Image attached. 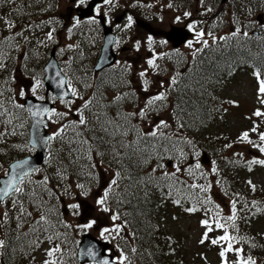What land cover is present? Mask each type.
Masks as SVG:
<instances>
[{
	"label": "trees",
	"instance_id": "1",
	"mask_svg": "<svg viewBox=\"0 0 264 264\" xmlns=\"http://www.w3.org/2000/svg\"><path fill=\"white\" fill-rule=\"evenodd\" d=\"M169 1L176 5V9L180 11L186 10V3L189 1L200 4L201 11L197 19L203 22V17L206 14L204 9L209 0H204L203 5H201L200 0ZM221 1L211 0L213 11L211 23L214 29L215 26L217 28L222 26L221 22H224L217 10L218 5L222 3ZM235 1L242 4L243 7L257 8L264 12V0ZM58 2L59 0H0V21L3 23L2 18L8 21L4 26L0 24V64L4 65L0 67V105H2L0 107V174L6 170L10 161L33 151L28 144L30 116L23 107H17V105H21L19 90L23 86L22 75L30 77L34 73H41L40 67L37 68V71L31 72L28 68L30 62H35L33 61L34 50L37 52L41 50L38 44L41 41V43L46 42L43 40L44 32L41 30L43 27L39 23V20L44 17L40 15L41 13L43 15L49 12L55 13ZM225 4H221L220 9ZM119 5L122 6L120 3ZM129 5L132 13L149 17L147 11L155 12L154 6L157 4H152L150 0H142L141 2L132 0ZM147 5H151V7H147ZM32 21L35 22L32 24ZM9 24L12 25L11 28H9ZM16 33L21 34L16 35ZM231 33L223 36L226 38L224 40L218 38L208 47H202V51L197 53L193 59L195 66H191L195 72L191 70L190 76L185 77L184 75L188 74V70L185 69L182 74L184 77L177 80L174 90L168 91V99L164 102L165 107L149 112L147 119H141L139 116L131 118L130 124L136 125L143 132H149L151 130H145V127L148 124L151 127L152 117L157 116L156 113L162 110L164 112L169 107L170 110L166 111L168 116L166 121L169 128L163 129V131L171 135L173 139L191 140L192 145L183 142L179 144V148L187 153L186 157H181L178 152L170 154L172 162L178 164L182 169L176 174L180 183L175 185L171 194H169L168 188L160 189L153 184L148 187L149 195L145 198L143 184L139 187L129 188L131 181L127 175L119 180V187L114 189V194L119 193L121 189L129 188L126 199L130 203H117V198L113 195L107 206L111 212L120 215L119 220H110L121 225V231L115 239L111 240H114L112 248L119 250L118 255L123 251L126 256L127 259L124 264H203L197 261L200 254H203L204 264H215L207 258L204 251H201L200 254L197 253L195 255L197 258L188 259L182 247L179 246L177 237L167 230L162 206L167 202L173 204V200L176 199L180 200L179 207H196L197 211L208 210L209 213L206 215L208 218H214L213 222L217 219L216 214L218 212L220 223L225 224L229 235L236 238L231 243L233 249H241L239 256L235 251L226 252L224 257L228 256V258L222 259L216 264H237L238 260H245L249 257L255 261V264H264V185L257 184L251 178V184H249L244 176L246 172L252 170V167L249 170L247 162L253 158L264 159V153H260L258 157H251L245 162L240 158L230 157L228 155L229 147H225L232 141L228 139V131H223L225 137L221 138L220 141L219 133L222 131H217L218 129L215 127L216 123L226 120V113L222 111V105L227 96H222L220 85L224 79H228L232 71L242 65L251 66L252 63L259 70L261 78L264 79V38L255 37L248 40L246 36L238 33L232 37ZM50 45L51 43L47 44L45 48L48 49ZM44 53L46 56L47 51L45 50ZM242 59L249 61V63L245 64ZM185 60L188 61L187 58ZM19 69H24L25 72L20 74ZM113 77H119V75L116 74ZM90 82L89 80L86 84L90 85ZM113 84L115 83L111 81L109 76L108 78L106 76L102 77L97 85L96 81H93L88 86L90 87V94L86 99H90L91 104L88 109L83 110L88 124L70 127L60 136L48 142L46 158L38 168L40 171H35L20 184L21 187L25 188L28 195L12 194L11 199H18L23 196L25 207L32 212L33 216H25L22 227L17 228L15 218L17 212L12 207L11 200L6 198L3 203H0V211L7 210L9 212V218L0 222V239L6 241V246L0 248V264H43V262L36 263L35 254L40 246H29V242L35 240L36 236L31 233L27 237L22 235V233L29 232L30 222L33 217H37L35 206L28 203L33 190L37 193V198L42 196L47 201V205L53 209L47 215L55 228L47 233H40V240L42 243H46L47 249L56 244L61 246V252L56 253L54 257L57 264H79L76 258V249L80 235L86 229L78 228V221L68 218L64 203H74L72 200L78 195L86 200L93 198L96 205V197H94L96 193L93 191L96 192L99 176H103L108 173L107 171L112 170L110 182L113 173L121 170V165L113 158L110 145H116L119 150L121 141L127 143L137 138L136 132H129L127 136L116 135L113 137L111 126H108L107 133L101 130L102 126H106V121L114 118L117 123H124L123 120L116 117L117 111L121 113L138 112L135 96L125 98L119 103H113L114 97L118 94L114 92ZM82 86L84 87V85ZM131 92L134 91L128 92L122 89L121 94ZM82 104L83 102L78 108ZM178 104L180 108L185 109V113L179 111ZM68 111L65 109L63 112ZM69 114L72 115L54 118L56 124L54 132L69 121L79 119L77 112L73 113L71 110ZM97 117H99V122ZM180 123H184L185 126L180 128ZM76 132H80L82 135L76 137L74 135ZM236 137L234 141H240ZM81 139L88 140V144L81 146L78 143ZM70 141H75V144L70 143ZM17 145L19 147H16ZM246 145L251 146L250 144ZM74 146L78 151L72 150ZM89 148L91 149L90 152L88 151ZM119 151L124 152L125 149L122 148ZM96 153H103L104 155L100 156ZM201 153H206L212 164L215 162L213 164L216 169L215 172L213 170L205 171L201 165L199 169L195 168ZM168 155L164 154L163 159L153 161L150 165H146L142 161L137 162L135 159L131 161L124 159L122 164L135 179L137 176H145L157 163L166 164ZM190 157L191 159H189ZM144 158L147 159V155ZM93 164L96 165L95 168L92 167ZM189 166H192L193 173L195 171L193 175H189L186 171ZM159 172H161L160 169L156 174ZM58 173L60 174L58 175ZM45 176L49 178L47 185L41 184L38 187V182L42 181ZM77 184H83L84 188L76 187ZM191 184L210 185V187L206 192H202L199 187H188ZM252 185L255 186L254 190ZM214 186L235 201L236 219L234 221L227 220L228 215H223L212 201L210 203L201 202L210 198V190ZM45 188L51 190V196L45 191ZM85 191L88 194L82 195L81 193ZM86 200L84 201L86 202ZM76 213L75 211V215L72 217L76 218ZM256 214L261 215L251 219ZM125 220H127L126 225ZM254 220H257L258 227H255ZM65 225H71V227H65ZM224 231L223 228H216L215 223H213V231L209 233L210 238L208 240L210 247L207 249L215 250L217 247L220 251L227 247L228 241H222L216 245L211 243V239L224 235ZM53 232H58L61 235L50 244L46 237L52 235ZM17 237H19L18 240ZM133 248L136 249V252H132Z\"/></svg>",
	"mask_w": 264,
	"mask_h": 264
},
{
	"label": "rangeland",
	"instance_id": "2",
	"mask_svg": "<svg viewBox=\"0 0 264 264\" xmlns=\"http://www.w3.org/2000/svg\"><path fill=\"white\" fill-rule=\"evenodd\" d=\"M150 1L152 4H157L156 6H154L156 18L153 19L152 21L146 18L144 19L150 22L148 23V26H146L147 27L146 29L151 28L154 30V33L163 34L164 33L163 31L168 32L173 28L171 27V24L180 25L187 18V17H184V15L180 11H175L173 8H169L168 2L167 4H165L164 2H161L160 0H155V1L150 0ZM119 3L124 4V0H119L116 6H114L113 0L111 3L107 4L106 7H110V6L112 8L114 7L113 10L109 12V17L114 18L118 13L121 12V10L119 9H121L122 6L119 5ZM69 4L70 3L68 2V0H59V2L57 3L55 7V11L65 15L67 13L66 8L69 6ZM186 6H187V9H186L187 12H189L190 14L197 13V16H198L201 10L200 4L198 3L196 4L195 2L189 1L188 3H186ZM258 13H260V11L257 8L252 9L246 6L243 7L242 4L236 3L235 0H228L226 4L224 5V8L221 11L222 18L225 21L224 24H222L223 28L220 30H216V31L212 30L213 31L212 34L214 36L226 34L229 32V30L235 31L237 28L240 29L241 33H244V32L249 33L253 31L254 29H258V26H257L258 22L256 20L257 19L256 15ZM177 16L181 17V20L179 22L176 21ZM134 18H136V16H134ZM142 18L143 17H138V19L136 18V20H140ZM209 20L210 18H208L205 22H203L201 26L197 27V30H196V32L204 31L205 35L202 38L208 41L212 39L211 36L207 35V33L211 31L210 28L206 26L207 21ZM263 21H264V15H263ZM126 23L127 22L125 21L123 24L120 25V27L117 29V35H119V38L121 39V41L129 42L126 44L131 45V50L129 52L121 53L119 52L121 48V43L119 44V46L117 47V51L119 52L118 59H120L119 65H124V64L125 66L131 65L128 77L130 81L133 82V86L136 88V92H138L141 89V85L139 81H137L136 74H137V77H140L139 73L141 71H144L147 68L145 65L146 59L148 57L149 58L151 57L152 51L149 52V48H148L147 41H146L147 36H145V33L147 30L140 29L136 25L135 22L133 23L131 28L124 30L125 29L124 25ZM0 24L3 25L1 21H0ZM52 34H53L52 41H51L52 44L49 46L48 49L50 50L52 45L58 43L55 57L59 61L60 65L62 63L64 64L69 63L71 61L72 55H74V58H79L82 55L79 50H81V46L83 44L86 45L85 55L80 57L77 60V63L83 69H85L87 66H91V64L92 65L94 64V61L97 58L99 48L101 45V41H102L99 36L97 37V39H96V36L94 37V39H92L93 34L91 33V31H90L89 37H86V32L82 34L77 33L76 35L71 36L69 34V28L68 27L61 28V24L54 26ZM43 40L46 42L39 43L40 44L39 48H41V50L38 52L35 51L34 58H33V61L35 62H30L29 63L30 65L28 66L30 72L37 71V68L40 67L41 68V78L43 77L42 67L48 58V55L45 56V53H44L45 50L47 51L45 47L47 44H50V39H48V37H45ZM137 40L141 41V47L139 50H137L134 47ZM156 44L157 42L154 41L152 45V49L155 51V53L160 52L159 49H164V52H165V55L163 56H160L157 54V56H160V57L159 59L158 58L156 59V63L159 64L160 66H163L164 64H166V66L168 65L169 67L172 66L173 64L175 65V62H166V60L164 59V57L166 56V52L169 50V48L167 46L158 47V50H157ZM196 44H200V42H198L195 39L193 46L195 47ZM68 45H73V47L69 48ZM62 49L63 51H61ZM178 51L183 53L186 51H191V49L188 47L182 46L180 47ZM141 57H142V62L138 64ZM127 59H129L130 61L132 60V62L128 61ZM119 65H116V66H119ZM88 71L90 72L89 69ZM22 72L23 73L25 72L24 69H19V73L22 74ZM148 72H150V69H148ZM161 74L162 76L156 75L150 78H154V79L163 78L167 75V73L164 71H162ZM144 78H146V76ZM80 79H81L80 77H76V81ZM22 81H23L22 89L24 91L23 96L27 94H33L32 88H33V85L35 84L36 79L31 76L27 77L26 75H22ZM149 84L151 85L152 81ZM40 87L41 86H39V88H36L35 94L33 95H36L37 97L41 98L43 97L44 89L42 90L40 89ZM258 87H259L258 78L248 71H239L232 77L228 78L227 80L224 79L222 81V84L220 85V92L222 96L223 95L227 96V98L224 100L225 103L222 105V111L226 113V120L219 122L218 124L216 123L215 127L218 129L217 131H220V132L222 131L221 133H219L220 141H221V138L225 137V133L223 131L225 132L228 131L227 132L228 139L232 140L229 143L231 147H229L228 149V155L233 158H237V159L240 158L244 162L250 159L251 157H258V155H260L258 148H253L252 146L246 145L248 144L247 142L234 141L238 133L240 135L241 132L249 131V139L253 140L255 143H260L258 133L260 131H264V116L256 117L253 115V112L257 109H259L261 112H264V104L260 103ZM152 91H156V89L154 88ZM142 94H145V93H142ZM82 97L84 98L85 95H83ZM75 99L78 100L79 96L75 97ZM81 100L82 99L80 98V101ZM228 101H235V103L232 104V103H229ZM75 103L76 102L74 100V104ZM74 104H72L71 107H73ZM64 105L65 104H62L59 101L56 103L58 113L61 112V110L64 108ZM159 114L157 116L161 119L166 120L168 117L167 115H165L164 112H161ZM55 117H58V116L53 115V118H52L53 121L49 127V130L51 132H54L56 128V124L54 122ZM253 122H255V125L258 128L257 133H252L250 131V129L253 127ZM145 130H151V129L149 128L148 125H146ZM239 135L236 137V139H238ZM121 149L122 148H119V150ZM202 154L203 153H201L200 156L198 157V163L201 165L203 170L211 171L213 168L212 161L209 160V157L206 161H203ZM189 159H191V157ZM164 165L166 167L164 169H160L161 171L174 172L175 171L174 166L178 164L172 162L170 166H167L166 164ZM251 167H252V170L250 172H246L244 175L246 177L245 180L251 181L250 180L251 178L257 184L264 185V165L252 164ZM107 172L108 173H105L103 176H99V180L96 183V192L93 191V193H96V196H94L96 197V199L99 195H102L101 192H103V187L106 186L107 183H109V179L110 177H112L111 175L112 170H109ZM84 200L86 199L77 195L72 200L74 201V203L72 202L64 203L65 212L68 218L74 221L75 220L78 221V225L86 224L89 220H95L96 223L91 228L86 229V231H90L97 237L103 240L110 241L112 243L114 240L112 241L111 239H115L117 235L115 231H112L110 233H105L103 237L100 234L103 228L107 227L111 229L114 227L115 223L110 221L111 220L110 214L102 211L100 206H98L97 204L95 205L93 198H89V200L87 199L86 202L92 204L93 208L91 211H89L88 213L83 215V217H81V214H82L81 208L83 204L86 203ZM210 200L215 204V206L217 205L219 206L218 209H220L223 215L227 214L229 216L230 214H232L231 212H232L233 200L231 199L230 196L225 194L221 189L216 188L214 186V188L210 190ZM75 203L79 205V208L77 210L71 208V205ZM162 208H164L163 209L164 210L163 219L167 227V230L177 237L178 244L180 247H182L184 254L188 259L193 260V258H197L195 255L197 253L200 254L201 251H204L206 253L207 258L213 261L215 264L218 263V261L220 262L222 259L228 258V256L221 257L219 255L220 251L217 247H215V250L207 249L208 247H210L208 243L210 236L205 241L204 244L199 243V240L205 231V228L204 226L200 224V221L202 219H209L212 224L214 223L213 222L214 218L212 217L208 218V216L206 215V213H209L208 210L203 209L200 211L189 213L184 210L185 208H188V206L182 208V207H179L178 204H175V203L171 204V202L165 203L162 206ZM75 211L77 212L76 218L72 217L75 215ZM260 215L261 214H256L251 219L260 217ZM256 221L257 220H254V223H256L255 227H258L257 226L258 222ZM46 246H47L46 243H42L40 245V248L36 251V254H35L36 259H37L36 263H41V262H44L45 259H48L46 252H45V250L47 249ZM111 252L115 258L119 256L118 249L112 248ZM197 261L199 263L201 262L203 264L205 263L203 254L199 255V258L197 259Z\"/></svg>",
	"mask_w": 264,
	"mask_h": 264
},
{
	"label": "snow or ice",
	"instance_id": "3",
	"mask_svg": "<svg viewBox=\"0 0 264 264\" xmlns=\"http://www.w3.org/2000/svg\"><path fill=\"white\" fill-rule=\"evenodd\" d=\"M80 2L83 3L84 0H80ZM111 2H112V0H104L105 4H109ZM200 3H201V5H203L204 0H200ZM147 7H151V5H147ZM168 7L171 8L172 4L169 3ZM206 11L210 12V11H212V8L209 7L206 9ZM183 15H184V17H188V16H190V13L186 11L183 13ZM180 20H181V17L177 16L176 21L179 22ZM91 22H95V21L93 20ZM79 23H80V21L77 19L75 21L74 26L78 25ZM133 23H134L133 17L131 15H129L127 17V23L124 25V28L125 29L131 28ZM8 26H9V28L12 27L11 24H9ZM117 27L119 28L120 25H117ZM187 27L189 30H192L194 28V23H189L187 25ZM69 32H71V29H69ZM239 32H240V29L237 28L234 32L231 33V36L235 37L237 35V33H239ZM20 34L21 33H16V35H20ZM204 35H205L204 31H197L195 33L196 40L198 42H202V44L205 47H208L209 46L208 40H202L201 41V38ZM207 35L211 36L213 41H215L217 39L212 34V32H210V31L207 33ZM243 35L247 36L248 33L245 32V33H243ZM52 36H53L52 32H49L47 34V37L50 40L52 39ZM5 39H7V38H5ZM219 39L224 40L226 38L221 36V37H219ZM166 42L167 41H164V40L160 41V43H166ZM153 43H154L153 36L148 35L147 36V45H148L149 50L152 51V55L150 58L146 59V64H147L148 68H146L144 71H141L139 73V76L142 78V88L145 92L148 91V87H149V81L147 79H144V77L146 76V73L148 72V69H152L153 71H157L159 68V65L156 63L157 53H155V51L152 49ZM186 46L188 48H192V41L189 40L187 42ZM68 47L71 48V47H73V45H68ZM134 47L137 50H139L141 47V41L137 40ZM61 51H63V49ZM200 51H202L201 48L195 49L193 51V57H195V55L197 53H199ZM177 52H178V50H177ZM159 55L163 56L165 54L161 53ZM117 63H119V62H117ZM3 66H4L3 64H0V67H3ZM130 68H131V65H127L125 70L130 69ZM179 75H180L179 73L173 75L171 77L167 87L165 86L164 82L161 81L160 87H161V89H164V90L159 91L155 95L149 96L147 98V100L145 101L144 106L139 108L138 112L134 111V112L121 113L120 111H117L116 117L123 120L124 123H117L116 119L114 118L112 120L106 121L105 122L106 126H102L101 130L104 131L105 133L108 132V126H111L113 128V131L111 133V135L113 137H115L116 135L127 136L129 134V132H136L137 133V138L135 140H130L127 143H124L123 141L120 142L119 146H120V148L125 149L124 152L119 151L117 149L116 145H114V144L110 145L112 148L113 158L116 159L117 163L121 165V170L115 171L113 173V178L110 180L109 183H107L106 186L103 187L102 195L98 196V198L96 199V204L101 207L102 211H104L106 213H110V218L112 221H117L120 219V215L118 213L111 212V209L107 206L108 201L110 200V198H113V195H115V197L117 198V203H126V202L130 203V201H128L126 199V194H129V188L139 187L141 184H143L144 185L143 194H144V197L146 198L149 195V192L147 189L150 185L155 184V186L157 188H160V189H163L166 187L169 189V194H171V191L173 190L175 185L177 183H180V181L176 175L177 173L182 171V169L179 165L174 166L175 167L174 172L161 171V172H159V174H156V173H158L159 169H164L166 167L162 163H157L156 166L152 167L150 169V171L145 176H143V177L137 176L135 179H133L132 174L128 173L127 169L122 164V161L124 159H128L129 161L135 159L137 162L142 161L144 164L150 165L153 161L163 159L164 154H169L168 159L169 160L172 159V156L170 154L173 152H178L181 157L187 156V153H185L182 148H179V144L181 142H183V143H187L188 145H192V141L186 140L183 138L173 139V137L171 135L165 133L163 131V129L169 128V124L166 120H163V119L159 120L158 123H156L152 126V130L149 132H143L142 130H139L136 125L130 124L131 118H133V117L139 116L141 119H147L149 112L156 111L158 108L165 107L164 102L168 99V91L174 90V86L177 84V78ZM254 75H256L258 80H259L258 94L260 97V103L264 104V79L260 78L259 72L254 73ZM64 83H65V81H63V80L60 81L61 86ZM68 83H69L68 91L64 92L59 98H60V102L63 104H66L69 107V111H71V105L74 103V101L65 100L64 97L68 96L69 94H71V96H73V97H78L79 93L77 92V89L75 87L71 86L70 81ZM39 86H40V81L36 80L35 84L33 85V88H32L33 94H35L36 88ZM20 95L21 96L24 95L23 89L21 90ZM93 95H95V94H93ZM134 95H135L134 92L117 94L114 97L113 103H119L120 101L124 100L125 98H129V97L134 96ZM80 98L83 99V104L81 105L80 108H77L75 110L79 114V119L74 120V121H69L67 124L62 125L51 136L43 137V136L39 135L38 126L40 124H42L43 121H41V120L36 121V132H35L34 139L32 141L33 147H35L37 142H39L42 145H47L48 142H50L52 139L60 136L61 133L65 132L70 127L86 126L88 124V121L86 120V118L84 116L83 110L89 108V105L91 104V100L85 99L83 97H80ZM228 102L232 103V104L235 103V101H228ZM0 107H2V105H0ZM17 107H23V106L17 105ZM177 108H179V111L181 113H185V109L180 108L179 104L177 105ZM29 111L31 112V109H29ZM44 114H47L49 116V118H51L53 115L58 116V117H67L69 115V112L58 113V112H56L55 109H47V108H44L42 110H37L36 112H32L33 116H41ZM253 115L256 117L264 116V112H261L259 109H257L253 112ZM177 119L179 120V117H177ZM97 121L99 122V117H97ZM9 123H11V121H9ZM184 126H185L184 123L179 124L180 128H183ZM250 131L252 133H257L258 128L255 125V122H253V127L250 129ZM74 135L76 137H80L82 135V133L76 132ZM258 136H259L260 143H255L253 140L249 139V131L241 132L238 139L241 142H247L253 148H258L260 153H264V131H260L258 133ZM149 138H151V139H149ZM70 143L75 144V141H70ZM78 143L81 146H84V145L88 144V140L81 139L78 141ZM16 147H19V146L17 145ZM225 147H231V145L226 144ZM72 150L78 151V149L75 146L73 147ZM88 151L90 152L91 149L89 148ZM96 154L100 155V156L104 155L103 153H96ZM196 154L199 155V153H196ZM146 155L148 157L147 159L144 158ZM247 163H248L249 170H251L252 164L264 165V159L253 158L251 161H248ZM213 164H215V162H213ZM92 167L95 168L96 165L93 164ZM195 168L199 169L200 164L197 163L195 165ZM11 169H12V175H11L10 179L3 181V187H0V203H3L5 198H9L11 200L12 207L17 212V215L15 217L17 220V228H20V227H22L23 218L25 216L32 217L33 214H32V212L28 211V209L25 207V204L23 202V196H20L18 199H11L12 194L16 193V194L28 195V193H26V191H25V188L21 187L20 184L23 183L25 178L29 176L30 171L35 172V171H40V169L35 168V167H30L28 160L20 161L16 164H13L11 166ZM212 170H213V172H215L216 171L215 167H213ZM186 171L188 172L189 175L194 174L192 166H189L186 169ZM59 174L60 173H58V175ZM154 174H156V175H154ZM125 175H127V178L131 181L129 188L121 189V191L119 193L114 194V189L119 187V183H118L119 180L124 178ZM201 175H203V173H201ZM48 179L49 178L47 176H45L42 181L38 182L37 186L39 187L41 184L46 186ZM248 183L251 184V181H249ZM76 187L83 189L84 185L83 184H77ZM188 187H191V188L199 187L202 192H206L208 190V188L210 187V185L204 186V185L191 184ZM252 187L254 190L255 186L252 185ZM45 191H47L50 196L52 195V192L50 189L45 188ZM81 194L87 195L88 193H87V191H85V192H82ZM201 202L202 203H210L211 200H210V198H206ZM28 203L33 204L35 206V209L37 212V217H33L32 221L30 222L29 232L22 233V235L27 237L29 235V233L34 234L36 236V239L30 241L29 246L39 247L40 244L42 243V241L40 240V233H47L51 229L55 228V225L52 224V222L49 220L48 215H47L48 213L52 212L53 209L51 208V206L47 205V201H45L42 196L37 198V193L34 190L31 192V199L28 201ZM173 203L180 204V200L179 199L173 200ZM253 203H255V202H253ZM216 207L218 208L219 206L217 205ZM71 208L78 209L79 205L78 204H72ZM184 210L186 212L191 213V212L197 211L198 209L196 207H188V208H185ZM216 215H217V219L214 222L215 227L216 228H223V229H225V231H224V235H221V236H218L216 238L211 239V243L213 245H216L222 241H228L227 247L221 249L219 252V255L221 257H224L226 252L235 251L237 253V255L239 256L241 249H239V248L233 249L232 243H231L236 238L229 235L225 224L220 223L219 218H218L219 217L218 212ZM8 218H9V212L7 210L0 211V222H3L5 220H7ZM235 219H236V205H235V201H233L232 202V215L228 216L227 220L234 221ZM95 223H96L95 220H89L86 224L77 225V227L82 228V229H89ZM124 223L126 225L127 220H125ZM200 224L202 226H204L205 231H204L202 237L200 238L199 243L204 244L205 241L209 238V233H211L213 231V224L210 222L209 219H202L200 221ZM65 227H71V225H65ZM233 227H235L234 224H233ZM112 231H115L117 234H119V232L121 231V225L115 224L114 227L111 229L105 227L101 230L100 234L103 237L105 235V233H110ZM60 235L61 234L58 232H53V234L47 236L46 239L51 244V243H53L54 240L58 239ZM18 239H19V237H17V240ZM5 246H6V241L4 239H0V248H4ZM45 251H46L47 257H49L50 259H45L43 264H57V260L54 257H55L56 253L61 252V246L59 244H56L53 247L46 249ZM132 252H136V249L133 248ZM85 254L88 256H95V253L93 252V250L91 248H88ZM126 259L127 258L124 255L123 251H121L120 255L117 257L118 264H124V261ZM100 264H110V261L108 259H104L100 262ZM237 264H255V261H253L251 259V257H249L245 260H238Z\"/></svg>",
	"mask_w": 264,
	"mask_h": 264
},
{
	"label": "water",
	"instance_id": "4",
	"mask_svg": "<svg viewBox=\"0 0 264 264\" xmlns=\"http://www.w3.org/2000/svg\"><path fill=\"white\" fill-rule=\"evenodd\" d=\"M101 1L103 0H89V2L87 3L85 7L77 8L76 10L78 13V17L89 16L92 13V9L94 5ZM119 19H120V16L116 20H119ZM138 23L143 26H147V24H145L142 21H138ZM104 36H105V42L102 47L98 62L97 64H95V67H94L95 70H100L104 66L111 64L115 59V55L111 49V45H112L111 30L110 28L106 26H104ZM167 37H174V38L176 37L174 45H178L179 43L183 42L188 37V34L185 30L180 31L178 28L173 27L168 32ZM53 51L54 50L51 51L50 58L44 65V70L46 73L45 78H44V83L46 85V89L51 90L54 96L59 98L64 92L68 91V89L66 87V82L62 86L60 85V81L61 80L65 81V79L62 76L58 68ZM64 98L70 99L72 98V96L71 94H69L68 96H65ZM23 105L28 111L29 109H31V112L29 111L31 118H32V122L29 128V145L34 149V151L22 157L16 158L8 164L6 171L0 175V187H3V181L10 179L12 175L11 166L13 164H16L20 161L28 160L30 167L39 168V166L42 164V162L44 161L46 157L47 145H42L39 142H37L35 147H33L32 141L34 139L35 132H36V121L37 120L43 121V123L38 126L39 135L43 137L50 136V133L47 129V126H48L47 114H44L41 116H33L32 112H36L37 110H42L44 108L51 109L53 104L49 103L48 101H40L36 99L34 96L28 95L24 98ZM203 157H204L203 161H205L207 158L205 155ZM166 164L170 165V161L168 160ZM31 173L33 172L30 171L29 175ZM92 208L93 206L88 202L83 204L81 208L82 210L81 217H83V215L91 211ZM88 248H91L93 250V252L95 253V256H88L85 254ZM109 248H110L109 242L97 238L91 232H85L81 234V238L77 245V251H76L77 261L80 264H84L87 262H95L96 264H100L102 260L108 259L110 261V264H117L116 260H114L113 258V255L107 251Z\"/></svg>",
	"mask_w": 264,
	"mask_h": 264
},
{
	"label": "flooded vegetation",
	"instance_id": "5",
	"mask_svg": "<svg viewBox=\"0 0 264 264\" xmlns=\"http://www.w3.org/2000/svg\"><path fill=\"white\" fill-rule=\"evenodd\" d=\"M161 2H164L165 4H168L170 3L169 0H160ZM68 2L70 3L69 6L66 8L67 10V13L64 15V14H61L58 12V19L61 23V28H65V27H70L69 29H71V31H73L74 33L77 32L79 29L76 28L74 25H75V21L78 19L80 21L79 24H84L85 25V28H84V31L85 32H89L90 30L92 31L94 28H96V39L97 37L99 36L100 39L102 38V26H101V22L98 18V15L100 13H103L104 16H106V24L109 25L110 27H112V29L114 30L118 23H116L114 21V18H111L109 17V12L111 10H113V8L110 6V7H106L107 4H105L104 2L100 3V4H96V6L94 7V11H93V14L89 16V18H83V19H79L77 16H76V7H80V6H84L87 4L88 0H84L83 3L80 2V0H68ZM164 4V5H165ZM164 7V6H162ZM95 21V22H91V21ZM189 23H194V18H186L181 24L180 26H183V27H187V25ZM58 32V31H57ZM162 32V31H161ZM164 32V31H163ZM159 37L162 39V40H165V36H164V33L163 34H159ZM190 40V39H189ZM188 40V41H189ZM187 41V42H188ZM186 42V44H187ZM119 42L118 40H116V43L114 45V49L117 51V46H118ZM168 48L170 49H173V50H176V49H179L180 47L186 45H180L179 47H172L170 42L167 41L165 43ZM126 45V46H124ZM123 47L119 50V52L123 53V52H127L126 49L128 47L127 44H124ZM57 50V49H56ZM119 56V54H118ZM128 61H130L129 59H127ZM132 62V60L130 61ZM64 64V63H62ZM61 64V65H62ZM64 67L66 66L65 64L63 65ZM98 76H99V73H96V81L98 80Z\"/></svg>",
	"mask_w": 264,
	"mask_h": 264
},
{
	"label": "bare ground",
	"instance_id": "6",
	"mask_svg": "<svg viewBox=\"0 0 264 264\" xmlns=\"http://www.w3.org/2000/svg\"><path fill=\"white\" fill-rule=\"evenodd\" d=\"M79 59V58H78Z\"/></svg>",
	"mask_w": 264,
	"mask_h": 264
}]
</instances>
